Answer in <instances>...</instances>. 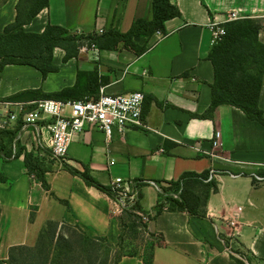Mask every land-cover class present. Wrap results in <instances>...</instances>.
Instances as JSON below:
<instances>
[{"label":"crops","instance_id":"0c3cea01","mask_svg":"<svg viewBox=\"0 0 264 264\" xmlns=\"http://www.w3.org/2000/svg\"><path fill=\"white\" fill-rule=\"evenodd\" d=\"M17 1L0 0V30L15 19ZM151 1L48 0L23 29L41 32L53 24L79 30L84 37L111 28L126 32L136 18H151ZM170 1L180 15L164 22L162 36H135L136 44L145 47L139 54L121 45L84 46L87 41L82 39L76 54L67 59L65 49L53 48L57 70L45 78L28 64H6L0 71V98L19 94L11 100L24 106L41 99L31 96L36 89L44 93L70 89L67 99L97 97L100 88L109 94L139 90L144 95L142 119L148 126L128 128L123 134L114 129L107 138L95 124L87 123L73 134L62 160L52 157L50 135L43 127L19 130L12 142L5 139L6 150L14 154L17 145L22 146L43 158L50 170L46 190L27 173L23 153L8 159L0 156V170L7 178L0 182V264H7L10 246L34 245L49 220L117 243L120 213L115 212L114 200L66 166L87 167L103 185L115 177L163 184L186 171H218V191L210 194L208 220L197 222V232L185 211H162L147 221L148 231L160 236V243L148 238L136 255H124L118 264H146V248L152 252V264H238L221 238L230 248L231 240L246 248L251 254L247 264L253 259L264 262V183L255 185L251 178L258 170L254 163H264V125L229 104L218 105L212 118L200 117L210 104L214 79L207 58L212 47L208 22L222 20L230 10L241 18H259L258 37L264 43V0ZM259 106L264 114V77ZM216 132L219 143L213 146ZM140 192V204L150 212L159 198L158 188L144 183ZM234 208L241 212L235 215ZM231 216L235 226L228 224Z\"/></svg>","mask_w":264,"mask_h":264},{"label":"trees","instance_id":"16d2710c","mask_svg":"<svg viewBox=\"0 0 264 264\" xmlns=\"http://www.w3.org/2000/svg\"><path fill=\"white\" fill-rule=\"evenodd\" d=\"M47 4L48 0L17 1L15 19L0 30V71L6 64H28L37 68L45 78L48 73L57 70V66L52 63L53 48L57 46L65 49L64 59H67L76 54L82 39H86L89 46L95 44L98 48H116L121 45L139 54L145 51V47L136 44L133 40L135 36L149 39L157 30L165 33L164 22L180 15L177 6L170 0H152L151 18H136L126 32L111 28L100 34L91 33L84 37L53 24H47L41 32L25 31L23 25L29 23ZM224 27L225 36L219 43L212 45L207 54L213 66L214 79L210 85V104L200 117L212 118L213 111L218 105L229 104L242 110L249 119L264 125V114L259 106L264 77V43L258 37L262 20L246 16L228 21ZM69 90L44 93L36 89L30 93L33 98L67 99ZM18 97L19 94L9 99ZM20 125L21 121L12 130H0V156L8 159L11 155L17 157L23 153V164L27 173L37 178L42 187L48 190L46 172L50 170V165L46 164L43 158L18 145L14 154L9 148L5 149L4 140L14 141ZM66 168L72 174L81 177L86 184L105 192L110 197H115L110 186L98 182L87 167L83 170L71 166ZM208 175L209 170L186 171L176 180L166 181L165 187L161 186L160 181L152 180L161 187L162 192L159 193V198L150 212L140 204V187L148 180H133L138 189L136 199L133 204L123 208L119 216L121 232L115 245L108 242L104 236L86 234L76 225L49 220L40 230L34 245L10 246L6 263L118 264L124 255L138 253L139 248L132 246L130 236L140 240L137 244L139 246L148 238L160 243V236L148 231L147 222H143L136 211L148 214L149 220L162 211H185L189 216L190 227L197 232L199 229L197 222L208 220L206 205L210 194L218 191V181L215 178L208 180ZM6 179L0 170V182ZM71 227L72 230L69 232ZM126 236L131 238H128L130 243L125 242ZM221 240L238 264L249 262L247 255L250 252L241 244L240 247L244 250L239 247L233 250L227 240L223 238ZM145 257L146 264H152V252L148 250Z\"/></svg>","mask_w":264,"mask_h":264},{"label":"built area","instance_id":"2783aa9c","mask_svg":"<svg viewBox=\"0 0 264 264\" xmlns=\"http://www.w3.org/2000/svg\"><path fill=\"white\" fill-rule=\"evenodd\" d=\"M241 16L236 10L227 12L222 20L213 18L208 22L210 30V44L219 43L225 36L224 24L228 21L239 19ZM77 32H80L77 30ZM157 36L164 33L157 30ZM96 48L95 44L90 45ZM143 100L144 95L139 90L125 93L109 94L100 88L97 97L83 99H55L41 98L32 103V108L20 102L8 98H0V130L14 129L21 121L19 130L33 127L36 130L45 128L50 135V151L53 158L62 160L66 155L73 134L82 131L84 125L93 123L100 128L107 138L111 137L113 130L123 134L128 128H148L143 122ZM29 108V109H28ZM219 133L216 132L212 141L213 146L218 145ZM114 162L110 160V164ZM258 170L251 173L252 182L255 185L264 183V163H254ZM218 171L209 169L208 180L215 178ZM146 183L154 184L161 193V187L152 180ZM133 180H123L115 177L109 186L115 197H111L116 205L115 212L121 213L127 205L133 204L136 199L137 187L134 185L129 191ZM175 196V195H174ZM240 208H234V214L238 215ZM143 222L149 220L148 214L138 212ZM229 226H235L236 220L233 216L228 219ZM237 256V255H236ZM237 257H240L238 254Z\"/></svg>","mask_w":264,"mask_h":264},{"label":"rangeland","instance_id":"374dc122","mask_svg":"<svg viewBox=\"0 0 264 264\" xmlns=\"http://www.w3.org/2000/svg\"><path fill=\"white\" fill-rule=\"evenodd\" d=\"M74 34H76L77 36H81L82 34H80L81 32H73ZM90 34V33H89ZM149 42V41H148ZM84 46H88L87 45V43H84ZM135 184H132L131 185V187L129 188V191H132V189H133V186H134ZM161 186L162 187H165V186H167V183H163V184H161ZM122 214V212L120 213V215ZM196 223V222H195ZM72 230V227L70 228V230H69V232ZM129 236V235H128ZM231 236H233L232 234H231ZM132 239H131V238ZM130 237H128V238H130L131 240H132V243H133V245L132 246H134V247H137V248H140V247H142V245H143V243L139 246V245H137L138 243H140V240H138V239H135V238H133L132 236H130ZM127 238V236H126V238H125V242L126 243H130L131 241H130V239H128ZM230 244H231V248L233 249V250H235L236 248H241L240 246H239V244L238 243H236V241L235 240H231V242H230ZM146 250V252L148 251V249L146 248L145 249ZM241 250H244V249H241ZM237 256H238V254H236ZM247 258H249V255H247ZM252 263L253 264H264V262H262V261H259V260H256V259H253L252 260Z\"/></svg>","mask_w":264,"mask_h":264}]
</instances>
